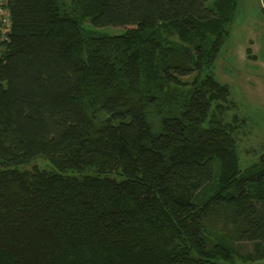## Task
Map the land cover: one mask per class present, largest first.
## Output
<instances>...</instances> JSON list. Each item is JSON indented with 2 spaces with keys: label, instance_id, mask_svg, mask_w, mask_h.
Returning <instances> with one entry per match:
<instances>
[{
  "label": "trees",
  "instance_id": "obj_1",
  "mask_svg": "<svg viewBox=\"0 0 264 264\" xmlns=\"http://www.w3.org/2000/svg\"><path fill=\"white\" fill-rule=\"evenodd\" d=\"M3 6L0 264L264 259V152L240 169L213 73L238 0Z\"/></svg>",
  "mask_w": 264,
  "mask_h": 264
},
{
  "label": "rangeland",
  "instance_id": "obj_2",
  "mask_svg": "<svg viewBox=\"0 0 264 264\" xmlns=\"http://www.w3.org/2000/svg\"><path fill=\"white\" fill-rule=\"evenodd\" d=\"M1 25L0 22V29L4 30ZM84 27L90 28L88 23ZM123 29L105 27L98 31L117 34ZM213 73L219 82L229 86V98L235 106L229 117L235 114L241 122L234 137L239 167L244 170L264 152V0H238L235 20ZM243 249L249 251L251 247L245 245ZM238 264H264V259Z\"/></svg>",
  "mask_w": 264,
  "mask_h": 264
},
{
  "label": "built area",
  "instance_id": "obj_3",
  "mask_svg": "<svg viewBox=\"0 0 264 264\" xmlns=\"http://www.w3.org/2000/svg\"><path fill=\"white\" fill-rule=\"evenodd\" d=\"M4 3L0 4V22L5 28H8L9 26V20H8V14L6 10L3 7Z\"/></svg>",
  "mask_w": 264,
  "mask_h": 264
},
{
  "label": "crops",
  "instance_id": "obj_4",
  "mask_svg": "<svg viewBox=\"0 0 264 264\" xmlns=\"http://www.w3.org/2000/svg\"><path fill=\"white\" fill-rule=\"evenodd\" d=\"M249 47H250V49H251L252 45H250ZM246 50H247V49H246Z\"/></svg>",
  "mask_w": 264,
  "mask_h": 264
},
{
  "label": "bare ground",
  "instance_id": "obj_5",
  "mask_svg": "<svg viewBox=\"0 0 264 264\" xmlns=\"http://www.w3.org/2000/svg\"><path fill=\"white\" fill-rule=\"evenodd\" d=\"M4 7V6H3ZM5 9V8H4ZM6 10V9H5ZM6 12H7V10H6ZM8 14V13H7Z\"/></svg>",
  "mask_w": 264,
  "mask_h": 264
}]
</instances>
